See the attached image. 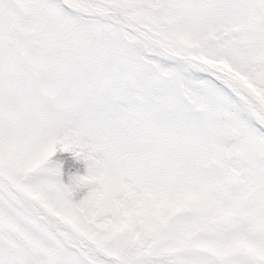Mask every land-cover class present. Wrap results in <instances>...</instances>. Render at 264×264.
Segmentation results:
<instances>
[{
  "label": "snow or ice",
  "instance_id": "1",
  "mask_svg": "<svg viewBox=\"0 0 264 264\" xmlns=\"http://www.w3.org/2000/svg\"><path fill=\"white\" fill-rule=\"evenodd\" d=\"M0 264H264V0H0Z\"/></svg>",
  "mask_w": 264,
  "mask_h": 264
}]
</instances>
